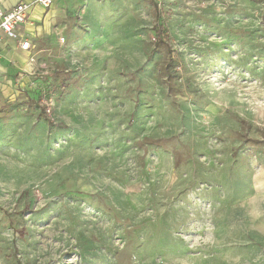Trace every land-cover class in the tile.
Wrapping results in <instances>:
<instances>
[{"label": "rangeland", "instance_id": "374dc122", "mask_svg": "<svg viewBox=\"0 0 264 264\" xmlns=\"http://www.w3.org/2000/svg\"><path fill=\"white\" fill-rule=\"evenodd\" d=\"M32 30L0 74V264H264V0H71Z\"/></svg>", "mask_w": 264, "mask_h": 264}, {"label": "built area", "instance_id": "2783aa9c", "mask_svg": "<svg viewBox=\"0 0 264 264\" xmlns=\"http://www.w3.org/2000/svg\"><path fill=\"white\" fill-rule=\"evenodd\" d=\"M54 5V0H36L34 3H25L22 2L18 4L11 10H5L0 5V44L3 43L5 38L14 41L17 43L19 48L24 52H31L36 49V46L32 43V41L22 34V27L23 25L27 24L30 11L34 6H40L45 10L50 9ZM33 56V57H32ZM31 58V66H34L35 61V54L32 55ZM34 69L31 71H27V74L34 75L36 74ZM45 74H50L47 71ZM52 83H47L46 87L51 85ZM40 89L37 91H41L46 88ZM46 101V102H45ZM46 113L51 114L52 112V103L50 100H45Z\"/></svg>", "mask_w": 264, "mask_h": 264}, {"label": "crops", "instance_id": "0c3cea01", "mask_svg": "<svg viewBox=\"0 0 264 264\" xmlns=\"http://www.w3.org/2000/svg\"><path fill=\"white\" fill-rule=\"evenodd\" d=\"M35 1L36 0H0V5L5 10H11L22 2L31 4V3H34ZM69 2H71V0H54V5L48 10L43 9L40 6H34L32 8V10L30 11V17H29L27 24L23 25L22 27V34L32 41V43L36 46V49H34L31 52H24L19 48L17 43L5 38L3 43L0 44V74L4 73L3 71L4 69L6 71L4 64L13 62V60L18 58L19 56H26L27 58H29L30 56L34 54L35 56H37L38 54L43 52V51H40L39 46L36 43L37 37L34 31L32 30L34 25L36 23L41 24L44 21L46 14L53 11L57 3H60V5H66ZM66 20H67V16H65L64 21ZM37 88L39 87H36V89ZM40 89H43V88H40Z\"/></svg>", "mask_w": 264, "mask_h": 264}, {"label": "trees", "instance_id": "16d2710c", "mask_svg": "<svg viewBox=\"0 0 264 264\" xmlns=\"http://www.w3.org/2000/svg\"><path fill=\"white\" fill-rule=\"evenodd\" d=\"M165 33V27H159L158 28V35L160 36L161 34Z\"/></svg>", "mask_w": 264, "mask_h": 264}]
</instances>
